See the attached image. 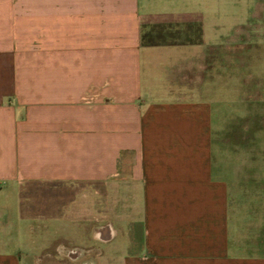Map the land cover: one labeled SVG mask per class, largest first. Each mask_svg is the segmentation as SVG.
<instances>
[{"label": "crops", "instance_id": "0c3cea01", "mask_svg": "<svg viewBox=\"0 0 264 264\" xmlns=\"http://www.w3.org/2000/svg\"><path fill=\"white\" fill-rule=\"evenodd\" d=\"M146 2L0 0V264H54L88 211L124 254L73 264H264L261 110L210 101L226 77L202 12Z\"/></svg>", "mask_w": 264, "mask_h": 264}, {"label": "rangeland", "instance_id": "374dc122", "mask_svg": "<svg viewBox=\"0 0 264 264\" xmlns=\"http://www.w3.org/2000/svg\"><path fill=\"white\" fill-rule=\"evenodd\" d=\"M145 1H147L146 4L150 10L185 9L200 11L204 14L207 42L209 44L219 45L213 50L214 54H216L215 58L220 59L217 61L218 66L215 65V68L223 74V77H226L223 83H218V86L222 87L216 86L214 89L215 91L223 89V99H219V94L214 93L213 95H209L210 101L212 100L213 103H216L221 100L224 103L223 106L229 110L228 116L230 121L239 117V112L242 110L246 111L252 105L259 107L261 112L254 114V117L263 123L264 3L261 4L263 0H180V2L175 3L168 2L167 0L159 3H156L154 0H143L144 3ZM9 40L10 43L13 39L10 38ZM222 48L224 49L222 50ZM14 54V51H4L5 58H12L15 56ZM220 54L222 60L219 56ZM216 69L214 72H216ZM249 77H255L259 81L261 80L260 88L257 83L249 81ZM254 86L255 90H260L261 92L258 97L252 93ZM243 96L245 97L244 103ZM245 116L252 115L245 113ZM258 139L262 146L264 144V130L260 131V137ZM99 214L101 215L100 220H108L107 208H101ZM95 223L97 221L93 217L92 211H88L86 212L84 223L79 227L83 231V237L78 238V242L64 243L65 249H63L57 239L53 243V248L49 250L56 257L54 264H62L59 263L61 261L64 264H73L66 256V250L71 249H77L81 253L86 254L85 259H87L88 254L92 255L94 253L97 255L101 254V251H104L106 254L110 251L124 254L123 241L115 240L108 245L96 243L91 239ZM39 231L34 235V238L39 239V244L44 247V243H42L44 238L39 236ZM67 234H69L70 238L77 237L75 226L68 229ZM80 235L81 233H79ZM40 253L41 251H37L35 254L40 255ZM44 256L45 253L43 252L39 264H45ZM109 262L110 260H107L106 255L101 257V264H110ZM114 264H123L122 259L117 258Z\"/></svg>", "mask_w": 264, "mask_h": 264}, {"label": "trees", "instance_id": "16d2710c", "mask_svg": "<svg viewBox=\"0 0 264 264\" xmlns=\"http://www.w3.org/2000/svg\"><path fill=\"white\" fill-rule=\"evenodd\" d=\"M144 40H146L149 43H155L156 38L152 37L150 34L149 35H144Z\"/></svg>", "mask_w": 264, "mask_h": 264}]
</instances>
